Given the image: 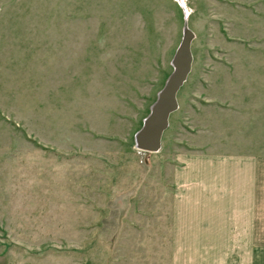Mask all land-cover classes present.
Here are the masks:
<instances>
[{
  "label": "rangeland",
  "instance_id": "1",
  "mask_svg": "<svg viewBox=\"0 0 264 264\" xmlns=\"http://www.w3.org/2000/svg\"><path fill=\"white\" fill-rule=\"evenodd\" d=\"M0 264H264V0H0Z\"/></svg>",
  "mask_w": 264,
  "mask_h": 264
},
{
  "label": "water",
  "instance_id": "2",
  "mask_svg": "<svg viewBox=\"0 0 264 264\" xmlns=\"http://www.w3.org/2000/svg\"><path fill=\"white\" fill-rule=\"evenodd\" d=\"M191 37L186 45H184L186 42L183 38L181 44L184 48L180 50V44L174 59V71L160 92L139 133L140 146L147 150L159 149L162 135L169 125V117L178 108L177 93L187 79L192 67Z\"/></svg>",
  "mask_w": 264,
  "mask_h": 264
},
{
  "label": "crops",
  "instance_id": "3",
  "mask_svg": "<svg viewBox=\"0 0 264 264\" xmlns=\"http://www.w3.org/2000/svg\"><path fill=\"white\" fill-rule=\"evenodd\" d=\"M246 162L244 161L243 162V165L245 164ZM246 166V165H245ZM235 168H237L236 166H235ZM239 168V167H238ZM241 168V167H240ZM242 168H241V171L240 172H242ZM245 170V169H244ZM243 170V171H244ZM247 171V170H246ZM246 171H244V172H242V175H241V173H240V175H236V180H235V186H234V191H240V192H242V191H244V195H241L240 196V198L238 199V200H240L241 201V203L238 205L240 208H239V210L238 211H236V215H235V218L234 219H231V220H229L228 221V223H230V225H231V232L233 233V235H234V237L235 238H237V239H243V238H248L247 236H246V234L245 235H243L244 233H246L245 231H243V227H242V224H247V223H249V222H251V220H252V215H249V213H250V210H249V212L247 213V211L246 210H244L246 207H247V204H246V198H247V196L245 195V192L247 191V188H246V186L244 185V186H241L240 184H238V180H240L241 178H242V180H244L245 182L247 181V172ZM220 188H221V186L219 185V183H218V192H220ZM251 188V187H250ZM239 197V196H238ZM237 206V207H238ZM243 210V211H242ZM244 213V215H242ZM218 221V222H217ZM216 221V219L213 217L212 218V220L211 221H209V222H211V223H218V224H221V223H225V222H227V220L225 219V220H222L221 218H219V220H217ZM219 229H220V227H219ZM246 230H247V228H246Z\"/></svg>",
  "mask_w": 264,
  "mask_h": 264
},
{
  "label": "bare ground",
  "instance_id": "4",
  "mask_svg": "<svg viewBox=\"0 0 264 264\" xmlns=\"http://www.w3.org/2000/svg\"><path fill=\"white\" fill-rule=\"evenodd\" d=\"M191 36H192V35H191V32H190L189 30L185 31V37H184V40H185L186 43H185L184 45L188 44L189 39H190ZM191 43H192V38H191ZM182 48H184V46L181 44V46H180V50H181Z\"/></svg>",
  "mask_w": 264,
  "mask_h": 264
}]
</instances>
